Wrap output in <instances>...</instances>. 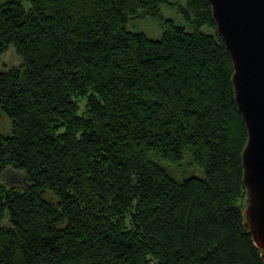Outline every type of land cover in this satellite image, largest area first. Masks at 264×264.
I'll list each match as a JSON object with an SVG mask.
<instances>
[{
    "label": "trees",
    "instance_id": "16d2710c",
    "mask_svg": "<svg viewBox=\"0 0 264 264\" xmlns=\"http://www.w3.org/2000/svg\"><path fill=\"white\" fill-rule=\"evenodd\" d=\"M164 4L188 28L127 30ZM11 45L0 174L25 183L0 182V264H264L243 225L247 135L207 0H0V55Z\"/></svg>",
    "mask_w": 264,
    "mask_h": 264
},
{
    "label": "water",
    "instance_id": "95a60500",
    "mask_svg": "<svg viewBox=\"0 0 264 264\" xmlns=\"http://www.w3.org/2000/svg\"><path fill=\"white\" fill-rule=\"evenodd\" d=\"M232 62L231 82L246 130L241 153L244 228L264 262V0H207Z\"/></svg>",
    "mask_w": 264,
    "mask_h": 264
},
{
    "label": "rangeland",
    "instance_id": "374dc122",
    "mask_svg": "<svg viewBox=\"0 0 264 264\" xmlns=\"http://www.w3.org/2000/svg\"><path fill=\"white\" fill-rule=\"evenodd\" d=\"M173 20L175 23L184 25L176 9L169 7L168 5L160 6L157 13L154 15L151 12H143L140 10L136 15L132 16L126 25L127 30L137 33H143L148 38L158 39L163 32V21ZM203 32L212 33V29L202 28ZM21 64V57L17 54L15 47L10 46L4 53L0 55V71L8 70L12 67L19 66ZM81 110L85 105V98L80 97L78 99ZM11 129L10 120L0 110V132L2 134H9ZM170 173L175 176H180L182 173L178 168H171ZM0 182L12 186H22L25 183V177L22 173L9 169L4 173L0 174ZM7 226V222H4Z\"/></svg>",
    "mask_w": 264,
    "mask_h": 264
}]
</instances>
